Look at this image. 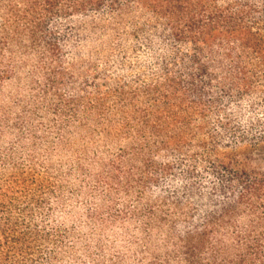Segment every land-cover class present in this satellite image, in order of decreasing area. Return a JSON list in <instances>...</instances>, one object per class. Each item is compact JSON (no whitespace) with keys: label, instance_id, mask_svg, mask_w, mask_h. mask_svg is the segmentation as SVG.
Segmentation results:
<instances>
[{"label":"trees","instance_id":"trees-1","mask_svg":"<svg viewBox=\"0 0 264 264\" xmlns=\"http://www.w3.org/2000/svg\"><path fill=\"white\" fill-rule=\"evenodd\" d=\"M16 54L70 88L59 116L83 101L85 128L99 112L118 154L97 183L137 197L146 242L160 231L147 264H264V117H238L264 86V0H0V84ZM13 152H0V264H38L50 189Z\"/></svg>","mask_w":264,"mask_h":264},{"label":"rangeland","instance_id":"rangeland-1","mask_svg":"<svg viewBox=\"0 0 264 264\" xmlns=\"http://www.w3.org/2000/svg\"><path fill=\"white\" fill-rule=\"evenodd\" d=\"M14 59L19 66L11 64V76L0 84V152L13 147L15 161L32 167L50 189L47 215L41 218L50 236L46 260L38 264H147L150 251L160 254V231H151L153 246L146 242V212L140 214L137 197L127 194L125 184L97 183L101 160L111 163L118 154L117 145L98 134L99 112L82 120L85 128L78 122L84 118L83 101L75 105L76 113L59 116L55 108L63 103L55 93L67 99L69 87L47 85L34 56L16 54ZM259 89L240 104L241 121L264 117V86ZM253 155L254 163H264L262 151Z\"/></svg>","mask_w":264,"mask_h":264}]
</instances>
